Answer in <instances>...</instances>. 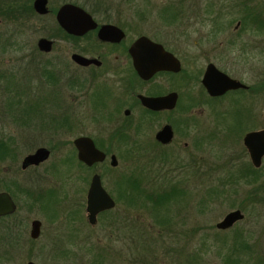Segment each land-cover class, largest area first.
<instances>
[{
  "label": "flooded vegetation",
  "instance_id": "1",
  "mask_svg": "<svg viewBox=\"0 0 264 264\" xmlns=\"http://www.w3.org/2000/svg\"><path fill=\"white\" fill-rule=\"evenodd\" d=\"M9 1L10 3L13 1L16 5L22 3L28 5L31 10H19L1 18H6L11 23H21L20 20L27 22L30 18L40 21L47 18L49 22L41 23L34 28L40 30L41 34L35 42V48L30 50V54H26V67L32 70V76L26 82L23 102L19 99L21 97H16V94L20 93L13 94L11 98L7 97L9 106L17 108V115L14 109L8 111L2 106H0V114L3 115V119H10L13 123L15 120L21 122L18 126L22 127L26 136L56 137L67 135V133L73 136L70 142L63 144L56 142L55 146L42 145L38 142V145L32 146L33 151L22 157L19 163L20 171L35 172L50 159L53 149H62L67 145L72 149L71 157H65L52 165L51 171H48L49 174L46 175L47 179L58 182L57 187L20 185L19 192L27 200L29 207L35 206L47 214L46 206L51 200L56 203L61 201L63 207L60 213L68 218L67 222H70L71 218L73 220L74 214L78 212L82 224L86 221L87 226L83 224L82 228H77L83 233L94 229L101 218L105 217L108 225L117 226L119 231V243L121 242L122 245L119 252V264H133V262H127L124 256L127 252L126 232L132 230L137 234V230L142 232L149 226L143 225L138 215L135 217L127 215L125 206L128 200L133 199L139 202L140 206L146 207L147 214L152 216L159 210L164 211L168 204L182 200L184 206L176 212L178 217H184L190 210H194L198 215L204 210L207 198L217 200L222 194L220 189H207L208 182L220 185L226 182L231 183L232 186L244 183L253 186L254 182L260 180L255 174L262 169L264 157L261 165L255 168L243 139L248 132L263 129L251 130L242 136L246 161H236V164H233V160L215 163H208L206 160L207 145L211 146L225 140L233 142L238 133L244 131L242 122L250 120L252 114L247 111L211 113L209 116L214 123L210 126L215 130L207 131L205 114L193 113L192 109L205 101L204 94L211 99L221 100L239 91L253 96L264 93V77L259 83L263 86L262 90L256 93L251 92V86L245 84L246 89L228 91L220 97H211L201 85L204 68L196 79L201 86V95L192 98L190 95L191 71L184 51L176 50L172 44L158 40L156 37L150 38L137 33L133 28L135 23L126 22L123 12L109 1L93 0L88 2L89 6L85 3L64 2L57 8H50L49 0H47V13L44 15L35 11L33 7L35 0H1L0 7ZM66 4L84 10L95 26L82 35L66 32L56 18L58 10ZM176 12L179 19V13ZM240 24L241 22L237 21L236 27ZM106 26L114 27L120 32L108 31L100 34V30ZM141 38H146L159 48L152 51L150 47L137 46ZM42 40L47 42V49L38 46ZM139 49L146 54L149 65L153 62L164 68L157 69L147 78L140 77L134 65L135 58L137 61L136 51ZM73 56L83 57L90 63L82 65L75 61ZM171 58L176 59L179 66L175 65ZM171 95H175L173 105L157 110L146 108L140 99V97L167 98ZM16 101L19 104L16 105ZM227 119L234 122L232 127L225 124L224 121ZM78 121H86V126L90 125L91 129L79 128L83 126V123ZM71 125V128L67 127ZM96 125L98 128L94 127ZM167 127L170 129V135L165 137L166 134L163 131ZM234 134L236 136L233 137ZM80 139L90 141L94 148L104 155V159L94 161L93 157L84 153L91 163L81 161L79 148L76 145ZM0 141L7 145L6 154L0 156V167L3 163H9L7 168L0 169V180L4 178L8 183V185L0 186V193H6L14 205V211L0 216V219H5L6 226L12 231L16 229L19 231L20 225L15 221L19 211L16 202L18 194L11 188L14 184L16 140L12 136L7 138L0 136ZM27 142L30 141L27 140ZM39 149H46L49 152L47 159L23 168L24 159ZM81 150L85 152L86 148L81 146ZM111 156L116 159L115 165H112ZM235 157V159L240 158L237 155ZM59 165L65 167V173L61 172L60 176L51 177L55 171H58ZM67 167L72 168L70 173ZM95 177L98 179L102 192L113 202V206L99 211L94 217L95 221L90 223L88 207L90 196L94 195ZM32 183L38 184L35 181ZM71 190L72 196H70ZM43 191H47L46 194ZM248 192L253 194V189ZM150 200L155 202L152 209L147 208L150 206L148 202ZM236 210L241 212L243 219L226 230L216 228L219 221L215 229L221 232L228 231L242 222L245 215L241 208L237 207L232 211ZM58 215L48 216H55L54 219H57ZM169 215L173 216L174 213L171 212ZM34 221L40 223L38 237L40 238L42 223L38 219L30 222L29 234ZM161 222L160 226L164 228L166 221L161 220ZM29 239L37 240L31 239L30 235ZM139 248L141 256L142 244H139Z\"/></svg>",
  "mask_w": 264,
  "mask_h": 264
},
{
  "label": "rangeland",
  "instance_id": "2",
  "mask_svg": "<svg viewBox=\"0 0 264 264\" xmlns=\"http://www.w3.org/2000/svg\"><path fill=\"white\" fill-rule=\"evenodd\" d=\"M92 1L49 0V7L57 8L64 2L85 3L89 6L88 2ZM96 1H109L115 8L120 9L126 22L135 23L133 28L137 33L150 38L156 37L158 40L172 44L176 50L184 51L190 71L194 73L202 72L209 63H212L222 72L248 86H256L263 80L264 34H257L249 24L248 27L242 25L236 27V23L240 17L244 16L245 7L250 10L256 8L264 18V0ZM166 5H172L179 13V19L174 24H167L158 15V11ZM214 16L221 24V30L215 35L211 30L213 24L210 22V18ZM46 19L40 21L30 18L27 22L20 20L21 23H11L0 15V106L8 111L14 109L16 115L17 108L9 106L7 97L11 98L15 93H22L26 82L31 78L32 70L26 67V54H30V50L35 48V42L41 34L40 30L34 28L41 23L49 22ZM190 95L192 98L201 95V86L198 82L191 83ZM232 97L228 95L210 104L204 101L201 105L195 106L192 112H203L207 131L215 130L210 126L214 121L209 114L224 112L228 109ZM238 97L240 108L244 107L252 116L250 120L242 122L243 132H239L237 136L232 135L236 136L233 142L225 140L211 146L207 145L208 163L233 160V164H236V161H246L242 136L251 130L264 129V93L255 96L245 94ZM21 98L23 102L24 94ZM206 98L204 96V100ZM0 121H2L0 136L14 137L17 146L14 153V184L11 188L18 194L16 202L19 211L15 221L20 225L18 229L23 241L10 264H27L28 261L34 264H100L99 259H102L101 264H119V252L122 248L121 242L119 243V231L117 226H109L105 217L101 218L94 229L83 233L77 228H82L83 224L87 226V223L85 221L82 224L78 216L79 212L74 214L73 220L71 218V221L67 222L68 218L60 213L63 202L56 203L51 200L46 206L45 213L59 214L58 218L54 219L55 216H48L35 206L29 207L27 200L19 192L20 185L57 187L58 182L47 179L46 175L49 174L48 171H51L52 165L65 157H71V146L53 149L50 159L35 172L22 173L19 163L22 157L32 150L34 144L40 142L42 145L55 146L56 142L62 144L70 142L73 136L69 135L70 133L56 137L26 136L22 127L18 126L21 122L15 120L13 123L10 119H3L1 114ZM78 122L83 123V126L79 128L91 129L90 125L86 126V121ZM224 122L230 127L234 124L230 119ZM67 127L71 128L72 125ZM94 127L98 128L97 125ZM236 155L240 158L235 159ZM8 165L9 163H3L0 169L3 170ZM71 167H67L68 173L72 170ZM57 169L58 171H55L51 177L60 176L61 172L65 173L66 170L62 165H59ZM255 175L260 180L254 182L253 186L244 183L232 186L231 183L226 182L221 185L208 182L207 189H220L222 194L217 200L207 198L201 214L196 215L194 210H190L184 217H178L176 212L183 208V201L168 204L165 207L167 209L156 212L159 219L166 221L164 228L157 223L154 215L147 214L146 207L140 206L139 202L134 201L135 204L130 206L126 204L128 216L138 215L141 223L149 226L142 232L137 230V234L132 230L126 232L127 252L124 256L127 262H133V264H188V262L189 264H264V162L262 169ZM36 177L40 178L35 179ZM33 181L38 184L32 183ZM0 182V186L8 185L4 178ZM252 189L253 194L248 192ZM43 192L46 194L47 191ZM70 196H72V190ZM237 207L241 208L245 215L244 220L228 231L221 232L215 229L216 223ZM171 212L174 213L173 216L169 215ZM33 219H38L42 223L41 236L36 241L29 239V227ZM235 239L243 241L247 248L240 247ZM139 244H142L141 256Z\"/></svg>",
  "mask_w": 264,
  "mask_h": 264
},
{
  "label": "water",
  "instance_id": "3",
  "mask_svg": "<svg viewBox=\"0 0 264 264\" xmlns=\"http://www.w3.org/2000/svg\"><path fill=\"white\" fill-rule=\"evenodd\" d=\"M47 0H35L33 3V7L38 14L44 15L47 13L46 8ZM56 18L60 26L68 33L74 35H82L88 29L93 28L95 26L89 14H87L84 10L79 7H76L71 4L63 5L57 12ZM108 31H118L114 27L106 26L100 30V34L106 33ZM38 46L40 48L47 49V42L40 41ZM141 48L150 47L153 51L155 48H159L158 45L148 41L146 38H141L138 41V45ZM161 51V49H160ZM137 61L135 58L134 65L139 73L140 77L147 78L151 74H153L157 69L164 68L161 65H156L153 62L149 65L146 61V54L143 53V50L139 49L136 51ZM73 59L82 65H87L90 63L89 60L80 57L73 56ZM174 60L175 65L179 66V63L176 59ZM201 85L206 90L207 94L211 97H220L224 95L228 91L238 90V89H246L247 86L237 80L230 78L225 73L218 70V68L209 63L204 70ZM175 95H171L167 98H147L140 97L142 104L151 110H157L162 108H168L173 105ZM165 137L170 135L169 127L164 129ZM162 132V133H163ZM244 146L248 150L250 160L252 161L255 168H258L261 165L262 158L264 157V129L258 131L248 132L244 139ZM77 147L79 148V158L81 161L90 164L91 160H88L87 154L93 157L94 161L103 160L104 155L100 153L97 149L94 148L93 144L86 140L80 139L76 142ZM81 146L86 148V151L83 152L81 150ZM86 153V155L84 154ZM49 152L46 149H39L33 155L27 156L23 161V168L27 165H36L47 159ZM112 165H115L116 159L114 156H111ZM113 206V202L102 192L100 189L98 179L95 177L94 179V195L90 196L88 211L89 221L93 223L95 221V215L99 211H103L105 209L111 208ZM14 211V205L10 199V197L6 193H0V216L10 214ZM243 219V215L240 211H231L226 214L223 219L216 225V228L219 230H226L231 228L234 223ZM40 234V223L38 221H34L31 224L30 230V238L37 239ZM27 264H34L29 261Z\"/></svg>",
  "mask_w": 264,
  "mask_h": 264
},
{
  "label": "trees",
  "instance_id": "4",
  "mask_svg": "<svg viewBox=\"0 0 264 264\" xmlns=\"http://www.w3.org/2000/svg\"><path fill=\"white\" fill-rule=\"evenodd\" d=\"M25 9H27V10L30 9V6L28 7V5L26 6L23 3L21 5H16L13 1H11V3L9 1V2H5L4 5L2 7H0V15L1 16H7V15H10L12 13H16L19 10L24 11ZM158 12H159L158 13L159 17L161 19H164V22H166L167 24H174L178 20L177 12L172 5H166L163 8H161ZM243 13H244V16L239 18V21L241 22L240 25H242L243 27H248V24H249V25H251V28L253 30H255V32H257V34H264V18L261 16V13L259 12V10H257L256 8L253 10H250L249 8L245 7ZM210 22L213 24V29H211V30L215 35L216 33H218L221 30V27H220L221 24L217 22L216 16L211 17ZM200 74H201V71H197V72L195 71V73L191 71V83L192 84L197 83L196 79L198 78V76H200ZM262 87H263L262 84H259V85L250 87V90H251V92L254 91V93H256L258 91H261ZM245 94L246 93L242 92V91L233 93L231 95L233 97L229 103L228 109L224 110V112L229 113V112L247 111V110H245L244 107L240 108L241 105L239 106L240 98L238 96H242ZM22 95H23V92L20 94H16V97H21ZM204 96H206V95L204 94ZM20 100H21V98H20ZM205 101L208 104H210L211 102H217L219 100L218 99H211V98L207 97ZM15 104L17 105V104H19V102L16 101ZM6 150H7V145L0 141V156L5 155ZM9 152H11V150H9ZM1 159H2V157H1ZM148 202H149L150 206L147 208H149V209L154 208L155 202L152 200H150ZM133 203H134L133 199H131L130 201L128 200V202H127V204L129 206L132 205ZM154 217L156 218L157 223L159 225H161L162 219H159L155 213H154ZM4 221H5V219H0V227H1L0 228V262H2V264H10L13 261L14 254L20 248L23 239H21V234L17 229L15 231H12L11 229H9V227L6 226L7 224ZM236 241L239 242L240 247L247 248L244 245L243 241L235 239V242ZM28 242H30V241L28 240ZM99 257H101V256L99 255ZM101 260L102 259H99L100 264L102 263Z\"/></svg>",
  "mask_w": 264,
  "mask_h": 264
}]
</instances>
